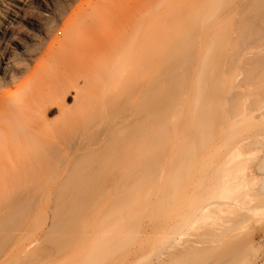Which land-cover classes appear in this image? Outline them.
<instances>
[{
    "label": "bare ground",
    "instance_id": "1",
    "mask_svg": "<svg viewBox=\"0 0 264 264\" xmlns=\"http://www.w3.org/2000/svg\"><path fill=\"white\" fill-rule=\"evenodd\" d=\"M134 1H137L136 4L139 2V0ZM136 4L134 3L137 9L139 7ZM261 6L264 9V0L261 2ZM132 8V11H136L135 7L132 6ZM101 14L103 16L102 12L99 15ZM97 15L95 14L93 17L88 15V20L86 19L87 16L83 17L86 19H84L85 21L90 22L87 30L84 29L86 26L83 27V30L82 27L81 29L78 28L80 31L73 28L75 31L71 32V37L76 39H68L69 43L67 40L60 49L58 48L59 51L54 58L52 57L54 59L53 64L47 65V67L45 64V69H41L39 73L37 71V78L34 81L24 79L25 81L20 82L25 77L24 74L27 75L28 72L24 73L10 61V57L13 55L11 48L14 47V44L10 46L8 43L3 44L0 54V81L1 84L5 85L0 84V264H114V256L119 255L116 250L120 252L121 249H125L126 244L128 246L131 243L129 241L131 237L134 243L132 242L133 244L128 248H132L133 245L137 247L135 246L134 250L131 249L132 251L127 252L129 254L127 261L130 264H170L171 262L173 264V260L177 262V259L180 260L187 252H194L200 249V246L210 244V247L212 245V247H220L228 244L227 242L231 239H237L238 234H240L239 231L246 230L244 228L246 224L253 217L264 212V204H262L264 179L261 181L262 186L260 185L261 182L256 180L262 188L258 193L259 186H255V178H253L254 182L250 180L249 183L248 175L246 178L240 177L242 179L248 178L246 182L239 178L238 173H224L219 180L220 182L217 181L216 183L213 182L216 179L215 175L213 177L208 176L210 195L215 192L212 195L213 198L193 209L188 215L170 223L165 230L156 223L158 214H160L159 208L161 211L165 208L162 198L157 203L158 194L161 190H163L161 192H165V188L167 191L172 181L171 179L165 180L170 185L165 183L164 177L167 176L168 178V172L162 166H155L151 144L149 147L151 141L152 95L150 92L152 90L150 89L152 88V81L151 84L148 81L153 77H147L149 79L145 77V80L143 77L145 74H140L144 71L140 70L148 68L150 72L149 66H152V61H150L152 57L149 58L151 40L122 39L123 37L121 39H99V35L96 39L95 35L98 33L94 31L98 27L96 29L94 27L99 21ZM160 15L156 16L158 18L155 17L157 19L155 22H158V19L160 20L162 17L163 19L166 18H164L165 15ZM168 15L166 16L168 17ZM175 16L173 17L175 18ZM170 19L173 20V18ZM134 20L136 21V19ZM97 24L99 25V23ZM164 29L166 28L164 27ZM175 30L177 29L175 28ZM161 31H158L159 34L163 33ZM93 34L95 35L93 36ZM127 35L129 36V34ZM252 41L253 46L250 48L243 47L238 52V56L240 57L242 53L243 60H249L255 55L254 51H258V54L263 56L258 65L264 68V54L261 51L264 48V39H252ZM180 57L183 60L185 58L182 51ZM39 60L40 58H38V62ZM114 64H117V69L119 68L118 65H121L123 70L118 69L122 72H118L119 75H117L119 80L115 83L116 91L117 89L123 90L117 88L122 84L123 87L126 86L127 89L125 87L124 89L128 91V94L125 90L120 93L117 91L121 95L119 99L115 89L116 96L113 95L114 91L112 93L104 88L109 85L108 77L115 74V71L112 72L111 70ZM135 64L138 68L135 67ZM184 66H188L185 61ZM34 67L36 69V66ZM235 68L236 62H232L230 67V72H233L231 82L236 84L237 88H243L245 85L244 73L237 72ZM117 69L116 71H118ZM136 71L141 76L139 75L138 78L135 76L136 79H134V75H138ZM132 72L136 74H132ZM76 75H80V77ZM82 80L83 86H88L90 89L84 87L89 90L86 91L83 86H80ZM18 82L21 84L20 86L11 88ZM6 86L8 87L7 91L4 89ZM71 86L76 91H79V88L81 92L85 90L82 94L87 95L85 96L86 100L83 99L84 97L82 99L87 101L89 97L91 103L87 101L88 103L83 102L79 105H86L87 107L89 105V111L94 109L97 112L101 108L100 106L105 107L103 99L106 100V104L110 100L112 103V97H114L113 102L115 101L117 104L118 101L116 106H118L117 108L120 107L119 112L113 106L114 110L109 111L110 113L107 115L111 117V114L115 112L113 114L115 120H111L113 116L111 119L109 118L111 121L107 117L106 119L109 121L105 119L108 122H102L106 125H102L100 122L101 128H98L99 126L98 129L94 128L96 123L92 127L95 119L98 120V111L93 116L97 115V117L92 119L91 124L89 123L92 131L95 129V132H101H97L100 133L99 136L103 133V136L101 135L99 138L102 139L99 142L100 150L106 145L109 136H114L121 128L131 126L129 131L127 130L130 134H126V140L132 139L130 141L124 139L127 147L124 145L125 148L114 153L113 161L112 158H110L111 161L108 160L109 158L104 161L105 159L102 157L103 162L99 161V166L97 162V166L93 163H87L85 153L89 143L87 142V135L91 132V128L88 131L90 126L83 131L85 133L88 131V134H81L69 152L62 147L61 138L62 146L57 141V137H60L58 134L60 128L57 126V130L54 128V122L52 123L48 119V115L54 106L59 108V113L62 114L61 119L65 117L63 114H69L68 112L72 108L67 106L66 98ZM21 89L23 91L22 96L17 98L18 91ZM102 90H105V94L106 92L111 93L110 100L108 95L107 99L105 94L102 95L103 92H100ZM90 92L91 94L88 96ZM92 93L100 98V103L98 99H94L95 95ZM82 94L78 98V93V100ZM111 103L107 106V110H110L108 108H110ZM234 104L235 102H233ZM80 107L74 111L85 112L82 109L85 106H82L81 110ZM85 109L87 110V108ZM250 111L252 113L260 112V118L264 119V87L261 88L259 99L255 105H252ZM60 131L63 132L64 130L60 129ZM94 131L93 133H95ZM263 133L243 136L234 145L232 153L229 154L234 159L245 161V165L239 169L242 174H245L248 167L249 171L252 168L251 165H257L259 170L264 171ZM57 146L60 150H57ZM170 170L172 173L176 172L172 168ZM172 176L174 175L172 174ZM162 182L164 183L162 184ZM163 187L165 188L163 189ZM254 187L258 189L255 188L257 189L255 190ZM154 196H156L157 203L154 214L157 218L152 214L151 218L154 217L152 221L141 220L137 223L134 214L138 208L135 206L139 207L142 204V214L145 218L149 211L151 213L155 200ZM144 199L147 201H145V205ZM160 202L162 204L159 205ZM224 214H233L231 217L233 219L230 218L225 221L222 217ZM42 217L45 221L39 227ZM35 224L36 227L38 225V228H33ZM203 227L209 228V231L206 232L208 236L205 237V239L209 238L207 241L192 242L193 244L186 241V237L191 231H198ZM32 229H36L37 232L33 230V233ZM242 233L244 234L243 231ZM127 235H130V237L128 236L130 239ZM146 245L149 250L145 249L147 254L141 257L140 253L144 254ZM113 248L118 249L114 250Z\"/></svg>",
    "mask_w": 264,
    "mask_h": 264
},
{
    "label": "rangeland",
    "instance_id": "2",
    "mask_svg": "<svg viewBox=\"0 0 264 264\" xmlns=\"http://www.w3.org/2000/svg\"><path fill=\"white\" fill-rule=\"evenodd\" d=\"M132 1L134 0H0V54L2 53L3 44L8 43L9 46L14 44V47L11 48L13 55L10 57V61L21 71H24V73L28 72L27 75L26 73L24 74L25 77L23 76L24 78L20 82L22 83L25 80L34 81L37 78V71L39 73L47 65L51 66L53 64V58L62 45L68 39H76L71 37V32L75 31L73 28H77L76 30H78V28L81 29L82 27L83 30V27L86 26L84 29L87 30L90 22L85 20H88L89 16L93 17L95 14H98L97 16L99 17V21H97L99 25L96 23L94 27L95 29L98 27L94 31L98 34H93L96 39L98 38L97 35H99V39H121L123 37L122 39L151 40V52L149 51L151 55L149 53V58L152 57L150 60L152 61V66L149 67L150 72L152 71L153 74L149 72L148 68L140 70L144 72L148 71L146 73L140 72V74L146 75L143 76L144 79L149 76L153 77L150 78V81L147 80L149 83L152 81V88L150 89L149 87L152 90L150 92L152 95V111L150 127L151 143L149 142V147L151 144L155 157V166H162L168 172V178L165 176L167 179L164 177V181H169L170 179L172 181L170 182V184L172 183L171 185L168 181H165L170 186L168 185L167 191L163 187V189L165 188V192H161L163 191L161 190V195L158 194L159 196L157 197V203L161 198L163 199L162 201L165 203L163 206L165 208L162 211L159 208L160 214H158L156 223L165 230L167 225L188 215L193 209L213 198L212 195L215 192L210 195L211 189L210 184H208V176L213 177L215 175L216 179L213 182L216 183L223 177L224 173H238L239 178H246L248 175V182L250 183V180L252 182L255 181V186H259V189L257 187H254V189L257 188L258 193L262 190L260 185L262 186L261 181L264 179V171L259 170L257 165H251L252 168L248 171V167L246 170L248 172L246 173L245 171V174H242V172H239V169L245 165V161L234 159L229 154L232 153L234 145L243 136L264 132V119L260 118V112L252 113L250 111L252 105H255V102L259 99L261 88L264 87V68L258 65L263 56L259 55L258 51H254L255 55L249 58V60H243L242 53L240 57L238 56L240 49L253 46L252 39H264V9L261 6L263 0H139L137 4V1ZM131 3L135 7L134 9H136L134 3L139 7L136 11L134 10L135 12L132 11ZM101 12L103 16L102 14L99 15ZM157 15H165L164 18L166 17L165 19L162 17L163 20L158 19V22L160 21L159 23L161 24L155 22ZM86 16V19L83 18ZM100 16L102 17L101 20ZM170 18H173V20ZM155 25L158 27L156 28ZM164 27L166 29L163 30ZM142 28L145 29L142 30ZM169 30L171 31L169 32ZM140 31L143 33L141 34ZM158 31L168 33H162V35ZM88 37L87 39H90ZM67 43H69V40ZM181 51L185 55L184 60L180 57ZM261 51L264 54V48ZM38 58H40L39 62ZM184 61L187 62V67L184 66ZM232 62H236L235 69H237V72L244 73L243 79L245 85L243 88H237L236 84H232L231 82L233 72H230V67ZM116 65L114 64L111 69L112 72L115 71V74L113 73L112 77L107 76L110 82L107 87H104L110 92L114 91V89L116 91L115 83L119 80L117 75L123 71L120 67L121 65H118V69L122 70L121 72L117 69ZM34 66H36V69ZM135 67L138 68L136 64ZM136 73L132 72V74ZM140 74L134 75V77L137 76L138 78ZM78 76L80 77V75ZM80 83V86H83V80ZM1 85L5 86L4 84ZM20 85L18 82L14 86L11 85V88H17ZM122 85L117 88H120V90L127 89L125 85V89ZM84 86L83 88L86 91L90 89L88 86L85 87L89 89ZM72 87L68 89L69 95L66 98L67 106L72 108L68 112L69 114H63L65 117L61 119L60 116L62 114L60 115L59 108L54 106L48 115V119L52 123L54 122L56 130V126L64 130L63 132L60 129L58 130L60 137H57V141L60 145L63 142V146H61L66 148L68 152L69 150L71 151L70 148L78 141V137L85 133L83 131L90 126L89 123L93 122V118L98 115V120L95 119L92 127L95 125L96 127L94 128L98 126V128H101L100 126L106 125V123L103 124L102 122L107 117L111 119L115 113L111 114V117L107 116L110 113L109 111L114 110L115 107V110L117 111L118 109L119 112L120 108L116 106L118 105L117 97H115L116 104L115 101L113 102L114 97L111 96V93L106 92L105 94V90H102L100 92H103L102 95L105 94L106 99L109 97L110 100V96L112 97V103L110 100L106 104V100L102 98L105 101V107L100 106L102 109L98 110L99 113H97V110L95 112L92 108L94 112L92 110L89 111L88 104V107L82 105L87 108L86 110L79 105V103L83 104V102L86 104L87 101L91 103L89 97L87 101H84L87 95L84 96L82 93L85 90L81 88V90H84L81 92L79 88V91H76ZM7 88V86L4 87L5 91H7ZM123 90L119 91L117 89L119 93L123 92ZM115 91L114 93L112 92L113 95L118 93L117 91L115 93ZM22 93V89L19 90L17 98H20ZM78 93V98L82 94L79 99L82 101L78 100ZM119 93L117 95L118 99L119 96L121 97ZM90 94L91 92L88 96ZM82 97H84V100ZM95 97L94 99H98L99 102L100 98ZM233 102H235L234 105ZM94 103L92 102V104ZM110 103L111 106L108 108L110 110H107V106ZM80 106L85 112L74 111ZM111 107L113 108L111 109ZM71 111L75 114H71ZM77 112L80 113L76 114ZM118 112L116 113L118 114ZM96 113L97 115L93 117ZM111 120H115L114 116ZM100 122L102 125H100ZM49 127L48 129H50ZM130 127L121 128L114 136H109V140L107 139L106 141L107 146L105 145L100 150L99 142L102 139L100 140L99 138L103 133L99 136L101 132L97 131L100 132L98 134L94 131V128L93 131L95 133H93L90 126L88 131L91 128L93 134L89 132V135H87V142H89L85 153L87 163H93L97 166L98 163L100 164L99 161L103 162L102 157L105 159L104 161H107L106 159L108 158L111 161L110 158L113 157L114 153L120 152L122 148H125V142L132 139L126 140V134H130L127 132ZM88 131L86 132L87 134ZM127 137L129 136L127 135ZM56 148L60 150L59 146ZM170 168L174 169L177 173H172ZM253 178H255L254 181ZM247 179L242 180L247 182ZM257 179L259 183L261 182L260 185L257 183ZM155 198L156 196H154ZM145 201L146 199H144ZM262 202L264 204V199H262ZM155 203L156 199L154 200L151 213L150 211L146 215L144 213L145 218L142 214V204L139 205L138 203L139 207L135 206V208H138L137 210L134 208V217L136 216L137 223L141 220H145V222L152 221L154 218H151L152 214V216L157 218L156 214H154L156 213L155 209L157 205ZM160 204L162 203L160 202ZM224 215L222 217L225 221L233 217V214ZM44 221L45 219L42 217L39 227H41ZM220 223L223 222L220 221ZM246 226L244 227L246 230H242L244 234L242 231H239L240 234H238L237 239H231L227 242L228 244L220 247H212L213 245L210 247V244L200 246V249L194 252H187L180 260L177 259V262L173 260V264L178 262H181L178 264H264V212L253 217ZM35 227L36 224L33 228ZM36 228H38V225ZM208 229L207 227H203L198 231H191L186 237V241H189L190 244H193L192 242L207 241L209 238L205 239V237L208 236L206 233L209 231ZM33 230L35 231L36 229H32V232ZM38 231L40 232L39 229ZM33 233L32 235H34ZM128 236L130 237V235ZM129 237L128 239H130ZM129 241L131 243L128 246L126 244L127 248L131 247L134 243L132 237ZM147 245L145 246L146 248L144 247V254L140 253L141 257L147 254V251H145V249L149 250ZM126 246L125 249H121V253L116 250L118 248H113L119 253V255L113 258L114 264L117 262L118 264H130L127 261V255H129L127 252L129 253V250H134L133 248L137 246L133 245L132 248L128 249ZM124 258H126V261ZM115 260L118 261L115 262Z\"/></svg>",
    "mask_w": 264,
    "mask_h": 264
}]
</instances>
